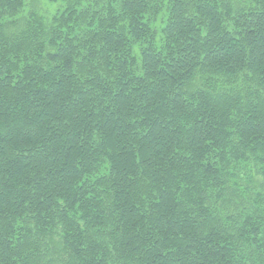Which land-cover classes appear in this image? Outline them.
<instances>
[{
    "label": "trees",
    "instance_id": "obj_1",
    "mask_svg": "<svg viewBox=\"0 0 264 264\" xmlns=\"http://www.w3.org/2000/svg\"><path fill=\"white\" fill-rule=\"evenodd\" d=\"M0 264H264V0H0Z\"/></svg>",
    "mask_w": 264,
    "mask_h": 264
}]
</instances>
